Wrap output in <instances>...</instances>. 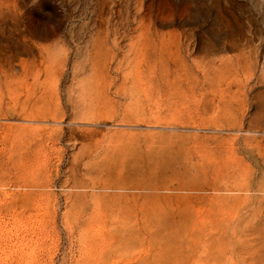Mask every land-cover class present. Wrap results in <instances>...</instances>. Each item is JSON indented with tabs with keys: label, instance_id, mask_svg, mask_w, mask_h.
Returning a JSON list of instances; mask_svg holds the SVG:
<instances>
[{
	"label": "rangeland",
	"instance_id": "1",
	"mask_svg": "<svg viewBox=\"0 0 264 264\" xmlns=\"http://www.w3.org/2000/svg\"><path fill=\"white\" fill-rule=\"evenodd\" d=\"M0 264H264V0H0Z\"/></svg>",
	"mask_w": 264,
	"mask_h": 264
}]
</instances>
